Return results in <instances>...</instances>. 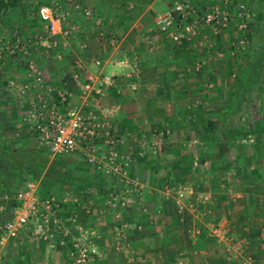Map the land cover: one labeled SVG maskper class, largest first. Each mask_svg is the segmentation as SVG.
<instances>
[{
    "label": "rangeland",
    "instance_id": "rangeland-1",
    "mask_svg": "<svg viewBox=\"0 0 264 264\" xmlns=\"http://www.w3.org/2000/svg\"><path fill=\"white\" fill-rule=\"evenodd\" d=\"M163 1L155 0V6L153 4L151 8L149 5L152 0L141 7H133V4L129 3L127 8L131 10L130 15L122 16V19L127 24L141 23L142 26L149 20L150 26L146 27L145 34L142 36L149 40L151 38L153 43L162 38L167 41L171 40L166 35L154 32V19L158 13L166 10L173 3L189 1L202 12L213 10L216 18L213 23L201 24L195 35L181 43L171 40L172 44L179 45L183 50L187 46L185 51L188 53L184 56L179 68L180 71L185 72L189 91L187 88L182 89H186L184 92V98L188 99L186 103L193 107V111L190 112L193 114L192 118L194 115L195 120L202 117V122L191 125V129H188L186 142L181 145L186 151L183 158L185 169L182 171L180 169L178 173L170 174L165 178L164 170L153 166L157 167L155 179H153L154 184L157 186L159 183L166 192L172 195L176 206L173 212L178 217L188 218L184 213L188 206L186 200H191L185 196L188 188L202 185L207 189L211 185L212 193H214L215 186V190L220 195L227 197L226 201L230 199V205L223 204L227 209L233 208L228 210H243L244 214L249 215L250 218H264L263 203L258 208L254 204L243 208L248 202L244 201L245 196L239 194L242 193V188L245 190L242 195H251V197L248 196V199L264 200V60L254 68L257 72L254 80L248 81L249 74L245 73L247 67L254 66L259 60L257 53L259 47L256 42L260 31L252 30L253 33L250 35V26H259L256 16V12L259 10L258 0H165L164 3ZM41 5L52 8L55 17L60 19V23H58L60 28L71 30L66 38L60 33H56L54 39L57 41V47L48 52L37 42L40 36L45 35V24L41 20L37 24L33 23L39 19L37 11ZM138 10L139 13L136 14ZM140 14L141 16H139ZM223 15H226V21H222ZM138 19L140 20L138 21ZM118 21H120V17L118 18L114 12L105 7L101 6L100 8L98 0H22L18 7L0 13V125H2L0 130L7 136L6 138L22 139L23 144L29 148L24 149V152L28 154L27 158L32 156L31 149H39L38 142L29 131L28 121L24 119L26 109L19 90L15 85L10 86V82L13 81L14 84H17L29 81L27 80L29 60L33 61V66L41 71L48 83L51 80L58 82L61 79V72L64 71L62 68L65 66L69 72H71L70 68L73 63L84 67L85 63L82 62L84 59L92 61L88 66L89 71L93 75H98L100 66L95 65L93 61L102 59L100 53H102L101 48L104 44L112 46V43L121 37L119 36L121 29H115ZM16 39L25 45L26 54L20 52L17 55L7 52L6 45ZM107 50L111 51L109 48ZM75 55L80 59L79 62L75 60ZM68 62L70 63L67 66ZM84 69L83 71H85ZM127 69L130 70V68ZM58 70H60L59 73H57ZM114 70L118 71L119 67H114ZM104 72L111 74L109 66L104 68ZM244 77L246 78L244 79ZM84 78L85 75L82 74L79 81L84 82ZM66 86L72 92L73 102L80 104L86 112L92 111L97 116V113L102 109L103 102L102 98L96 96L99 94H90L82 99L79 96L77 85L71 79L67 80ZM120 86L123 87V85H118L119 88ZM114 89L115 96L116 94L119 96L116 88ZM136 89H130V91L136 92ZM118 90L120 91V89ZM110 96L114 95L109 94L105 97ZM172 98L174 96L168 98V103L173 100ZM107 102L109 101L107 100ZM164 104L166 105L167 102ZM228 106L233 107V110L230 111ZM108 113L110 114V112ZM134 113H130L133 115V118H130L134 121H129L130 118H126L128 126L134 122L144 121L142 112L136 113L137 117ZM117 114L118 111L111 112L108 116L110 121L107 119L105 121L118 136L119 152L133 158L129 175L137 185H141L143 182L135 174V169L139 162H143V158H145L146 143H149L148 145L155 152L161 145V140H158L156 136L150 139L149 135L145 133L144 135L136 134L128 126V129L124 131L126 135L122 133L123 136H120L116 127V123L118 124ZM184 114L188 116L189 112L178 113L177 123L178 120H183ZM207 119H211L215 123L218 122L216 126L214 125L215 132L219 129L223 130L221 134L219 131L217 138L209 136L207 133L205 129ZM172 139L179 140L178 134L175 133ZM46 153L48 155L47 165H49L54 155L48 151ZM27 158L15 161L0 156V222L12 215L15 206L13 194L29 180ZM20 161L22 162L20 163ZM22 164L24 165L22 166ZM179 164H182V159ZM46 168L41 173L42 176L33 181L39 183L37 191L41 189V193H44L45 185L43 183L45 179L49 180L47 193L54 197L61 207L60 213L57 214L59 217H56L61 220V228L55 231L51 239L41 238L34 229L29 232H21L16 239L8 241L1 248L0 256L4 264H62L63 262L74 264L70 254L71 239L78 237V233L88 231L87 225L81 223L82 219L79 217H86L91 213L97 218L100 212L105 214L106 210L114 212L116 217L121 214L117 208L104 207L101 201L98 209L89 208V197L86 194L94 193L95 199L92 201L98 203L99 196L97 185H95L98 175L89 166L81 163L79 159L72 156L65 158L62 163H58L51 175L48 174ZM69 178L71 179L69 180ZM147 180L146 178L143 181L146 183ZM108 181L112 186L116 185V180L109 179ZM109 184L104 185L109 188ZM142 189L140 187L141 198L133 201L127 207L139 205L146 208ZM208 191L207 189L206 192ZM180 193H182L181 196ZM232 197L236 199L234 202ZM157 199H161L160 196ZM32 225L34 224L32 223ZM252 226L254 227V225ZM93 230L95 231V229ZM114 237H116V233ZM78 240L86 242L87 239L79 237ZM88 240L91 243L90 239ZM262 246H254L256 252ZM58 250L61 251L60 255L56 253ZM110 251L113 255L116 248L111 245ZM62 254L65 257L62 258ZM59 256L61 260H59ZM105 257V251L99 249V255L92 256L86 264L103 262Z\"/></svg>",
    "mask_w": 264,
    "mask_h": 264
},
{
    "label": "crops",
    "instance_id": "crops-1",
    "mask_svg": "<svg viewBox=\"0 0 264 264\" xmlns=\"http://www.w3.org/2000/svg\"><path fill=\"white\" fill-rule=\"evenodd\" d=\"M154 3L155 0H152L149 8ZM128 25H125L126 28L122 30L121 37L112 43V46L104 44L101 48L100 71L98 75L94 76L105 74L104 68L109 66V72L116 78L113 87L103 88L102 92L96 95L103 100L102 109H98L100 112L98 111L97 116L110 121L108 116L111 112L118 111L116 127L120 136H123L122 133L125 134L124 131L129 127L136 134H148L150 139L156 136L158 140H161V145L154 152L148 145L149 143L145 142L147 147L145 158H143V162H145L140 161L135 169V174L143 182L141 187L146 208L139 205L129 206L117 217L114 216V212L108 210H104L105 214L99 210L97 218L91 213L86 217H79L82 219L80 222L87 225L88 233L94 231L93 229L97 230V236L90 238V241L97 240L99 249L105 251L106 254L103 262L94 264H125L129 255L136 258V264H264V248H262L264 246V223H262L264 218H250L249 215L244 214L243 210H228L233 208L227 209L223 204L230 205V199L226 201L227 197L220 195L215 190V186L214 193H212L211 185L207 187L208 192L202 185L188 188L185 196L191 200H186L188 205L186 210L189 209V211H184L188 218L178 217L173 212L176 206L172 195L166 192L159 183L155 186L153 179H155L157 167L164 170L165 178L170 174L178 173L180 169L181 171L185 169L183 158L186 151L181 145L186 142L188 129H191V125L202 122V117H199L201 120L199 121L194 119L195 115L193 118L190 116L193 107L186 103L188 101L187 98V100L184 98L186 89H182H188L185 72L180 71L179 68L184 56L188 53L185 51L187 46L183 50L179 45L172 44L171 40L167 41L162 38L160 41L152 43L151 38L149 40L145 36L143 37L146 27L150 26L149 20L143 23V26L141 23ZM107 48L111 51L109 52ZM74 57L76 61L80 60L76 55ZM124 57L135 58L139 67L136 77L138 86L136 92L130 91V78L126 75L130 70L117 64V61ZM82 62L85 63V72L92 74L88 68L92 61L84 59ZM69 63L66 65L68 66ZM75 64L73 63L72 66ZM116 66L119 67L118 71L114 70ZM93 85L96 87L97 82L94 81ZM118 85H123V87L119 88ZM114 88L119 96L117 94L115 96ZM109 94L114 96L105 97ZM170 96H174V98L168 103ZM164 102L167 104L165 105ZM128 106L130 108H127ZM185 111L189 112L188 116L184 114L183 120H178L177 123L178 113H185ZM95 112L97 111L95 110ZM139 112L143 113L144 121L134 122L128 126L126 118L133 116L130 113H134L137 117L136 113ZM132 118L129 121H134ZM175 133L178 134L179 140L172 139ZM181 138L183 139L181 140ZM180 159H182V164H179ZM146 178L148 180L145 183L143 180ZM241 190L242 193L245 192L242 188ZM242 193L239 194L245 196L244 201L248 202L243 208L251 204L258 208L261 203L264 204V200L248 199V196L251 197V195H242ZM86 196L89 197V208L95 210L100 207L98 198V203L92 201L95 199L94 193L86 194ZM158 196L161 199H157ZM235 200L234 198L233 202ZM121 222L126 224L127 228L123 232V241L126 242V247L121 251L113 252L112 255L110 250L115 238L114 226ZM213 226L217 227L225 235V238L211 233ZM256 245L257 247L263 246L256 252V248H254ZM56 253L60 255L61 251L58 250ZM63 256L62 254V258ZM62 264L68 263L63 262Z\"/></svg>",
    "mask_w": 264,
    "mask_h": 264
},
{
    "label": "built area",
    "instance_id": "built-area-1",
    "mask_svg": "<svg viewBox=\"0 0 264 264\" xmlns=\"http://www.w3.org/2000/svg\"><path fill=\"white\" fill-rule=\"evenodd\" d=\"M38 16L45 24V35L40 36L37 42L48 52L57 47V41L54 39L56 33L66 38L71 30L60 28L58 24L60 19L55 17L50 6L41 5ZM215 18L216 14L213 10L202 12L189 1H179L156 15L154 32L181 43L195 35L201 24L213 23ZM226 18V15L221 17L222 21H226ZM8 44L6 49L10 54L27 53L25 45L19 39ZM135 61V58L124 57L118 60L117 64L130 68L126 74L128 77L138 76L139 67ZM32 62L29 60L27 69L29 81L17 84L11 81L10 86L15 85L19 90L26 109L24 119L28 121L29 131L35 140L47 148L52 155L72 156L95 172L102 173L106 178L116 180L114 185L116 188H108L103 200V204L109 209L120 210L141 198L139 193L141 185H137L129 175L133 158L119 152L120 141L108 122L94 115L92 111L86 112L80 104L73 102L72 92L66 86L67 80L71 79L77 85L79 96L85 99L92 93L100 94L103 88L109 89L114 86L115 75L101 74L95 77L83 71L82 65L75 64L70 68L71 72L68 70L61 72V79L58 82L48 83ZM94 63L101 66L99 59L94 60ZM82 74L85 75L84 82L79 81ZM94 81L97 82L96 87L93 85ZM129 84L132 90L137 88L135 81H130ZM38 187L39 183L28 180L14 192L15 206L12 215L0 222V250L23 231L29 232L34 229L41 238L51 239L55 231L61 228V220L56 218L59 217L57 214L61 210L59 203L50 195L41 197L37 191ZM5 197L7 198L6 194ZM122 228H126V224L114 226L116 238H123ZM210 232L225 238L215 226L211 227ZM93 236H97L96 231L89 233L84 231L78 237L71 239L70 254L74 264H86L92 256L99 255L98 246L92 241L89 243L88 240ZM79 237L87 239L86 242L78 240ZM0 264H4L1 256ZM127 264H136L135 257L130 256Z\"/></svg>",
    "mask_w": 264,
    "mask_h": 264
},
{
    "label": "trees",
    "instance_id": "trees-1",
    "mask_svg": "<svg viewBox=\"0 0 264 264\" xmlns=\"http://www.w3.org/2000/svg\"><path fill=\"white\" fill-rule=\"evenodd\" d=\"M98 1H99L100 8H101V6H102V8L105 7L106 9H109L111 12H114L118 16V18L120 17V21H118L116 23L115 29L120 28L121 33H122V30L126 28L125 25L129 26L126 23V21L124 19H122V16H125V14H126V16L130 15L131 10L129 8H127L128 4L132 3L133 7H136V6L141 7L145 4H147L148 2H150L151 0H98ZM21 3H22V0H0V13L2 11H5V10L11 9V8H16L19 5H21ZM258 3H259V10H258V12H256V16L258 18L259 26L258 27L256 25L250 26V29H251L250 35L253 33L252 30L260 31V35L257 36L258 40L256 42L258 44V47H259V50L257 49L259 60L256 61L254 66L252 65V67H247V70L245 71V73L249 74L248 81L250 79L254 80L255 75L257 74V72L255 71L254 68L257 67V64L260 63V61L264 60V0H258ZM138 13H139V10L136 14H138ZM37 14H38V11H37ZM37 22H40V18L38 19V21L35 20L33 23L37 24ZM119 36H121V34ZM62 64H60V65H62ZM62 69L66 70V66L63 67ZM251 70H252V72H251ZM59 71L60 70H58L57 73H59ZM136 77L137 76L129 77L130 81L131 82L132 81L137 82ZM246 77H244V79ZM49 79H50V77L48 78V80ZM52 81L53 80H51L49 82H52ZM230 105H232V104L230 103ZM228 108L230 111L233 110V107H231V106H228ZM192 115L193 114L191 113L190 116H192ZM217 124H218V122L215 123V121H212L211 119L206 120L205 129H206L207 133H209V136H214L217 138L219 131H220V134L223 133L222 129H219L217 132H215L214 125L216 126ZM0 128H2V125H0ZM6 137L7 136H5L4 133H2L0 130V156L5 157L7 159H13L15 161L27 158L26 156H28V154L24 152V149L26 148V150H27L29 148L23 144L22 139H18L16 137H10V138H6ZM38 147H39L38 150L37 149L36 150L31 149L30 152L32 153V156L30 158L26 159V164L28 167L27 169H28L29 180H38V178H40L42 176L41 173L45 170L46 167H47L46 171H48V174L51 175L54 168L58 166V163H62V161L65 160V158H67L63 155H54L50 164L47 165L48 155H47L46 151H48V150H47V148H45L40 143H38ZM21 162L22 161H20V163ZM81 163H83V162H81ZM83 164L86 165L85 163H83ZM23 165L24 164H22V166ZM94 173H96L98 175L97 181L95 183V185H97L96 187L98 188L97 191L100 194L98 199H99V201H101L103 203V200L105 199V196L107 195L106 193L108 192V188L105 187V185L109 184V182H108L109 179L106 178L105 176H103L99 172H94ZM70 179L71 178H69V180ZM48 181L49 180L45 179V181L43 183L45 185L44 193H41V189L38 191V194L40 193L39 195L41 197L48 196V194H49V193H47L48 192L47 190L49 188V185H47ZM109 186H110L109 188H111V187L116 188V186H114V185L112 186L111 184H109ZM103 206L108 208L105 205H103ZM127 206L121 208L120 211L123 212L127 208ZM118 225L119 226L122 225V222ZM126 229L127 228H122L123 232ZM93 237H96V236H93ZM122 241H123V238H116V237L114 238L113 247L116 248V251H119V250L121 251L122 248L126 247V242L125 241L122 242ZM92 242H94L98 246L97 241L93 240ZM130 256H133V255H129L128 258ZM125 264H127V261L125 262Z\"/></svg>",
    "mask_w": 264,
    "mask_h": 264
}]
</instances>
